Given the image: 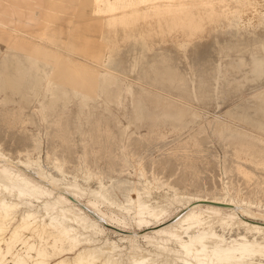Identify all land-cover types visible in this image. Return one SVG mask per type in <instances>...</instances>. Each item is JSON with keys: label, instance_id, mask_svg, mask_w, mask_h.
<instances>
[{"label": "rangeland", "instance_id": "374dc122", "mask_svg": "<svg viewBox=\"0 0 264 264\" xmlns=\"http://www.w3.org/2000/svg\"><path fill=\"white\" fill-rule=\"evenodd\" d=\"M0 6V78L13 72L17 61L24 60L23 54L38 44L51 56L69 55L112 79L109 98L99 94L98 101L92 100L78 90L68 103L86 109L90 105L110 108L107 116L97 111L98 130L96 122H86L87 113L77 111L80 118L76 127L80 132L74 136L65 121L60 130L51 125L38 106L39 99L27 106L14 125L8 119L12 113L0 105V152L6 158L26 161L38 148L44 164L61 159L63 169L71 175L77 174L76 168L84 163L99 167L111 174L116 185L120 183L121 188L112 196L119 206L126 204L127 193L136 199L135 190L143 181L136 169L138 163L147 181L157 186L165 184L181 198H215L230 190L233 197L239 194L245 202L247 198L252 204L264 202V172L239 160L237 147L220 139L215 130L217 123H232L252 133L264 132V0H0ZM82 46L92 47L102 56L96 61L86 59L79 51ZM37 85H29L30 94L40 91ZM19 94L25 101L26 97ZM44 96L41 100L46 102ZM177 108L185 110V126L170 125L169 115ZM123 126L125 133L119 143V129ZM106 131L109 136L101 135L99 139L98 135ZM81 133H86L84 140ZM104 148L108 150L101 151ZM107 168L118 169V173ZM0 172L27 178L5 163H0ZM245 173L255 180L248 182ZM57 196L74 201L57 192H50L46 199ZM77 198L80 202L76 210L103 228V238L124 250L132 235L143 249L151 250L149 241L159 239L161 228L180 216L187 206L181 199L180 204L141 224L138 218L118 208L87 196ZM29 201V208H36L38 203ZM198 204L211 209L210 203ZM86 206L105 216L107 225L79 208ZM217 210L222 216L231 213L224 207ZM25 237L30 242L36 240L32 234L23 233L22 239ZM18 243L6 264H14L24 255V248Z\"/></svg>", "mask_w": 264, "mask_h": 264}, {"label": "bare ground", "instance_id": "6f19581e", "mask_svg": "<svg viewBox=\"0 0 264 264\" xmlns=\"http://www.w3.org/2000/svg\"><path fill=\"white\" fill-rule=\"evenodd\" d=\"M79 51L84 54L86 59L94 61L102 56L101 52L95 51L89 46L79 47ZM23 57L24 60H18L14 65L13 72L9 71L8 74H5L6 76L0 78V105L7 112L12 113L11 116H8L11 125L20 121L24 110L33 100L39 99V108L56 129H62L63 121H65V127L69 129L70 135L79 134L80 131L76 127L79 124L77 120L81 113H87L86 122L88 124L96 122L98 130L100 116L97 111L100 110L102 116H107L110 114L108 106L90 105L86 109L80 104H77L78 107H71L68 103L76 97L78 90L90 96L92 100L98 101L99 94H104L109 98L112 79L108 74L94 71L87 65L73 60L69 55L65 57L51 56L48 51H42L38 44L26 51ZM34 83H38L37 86L40 90L35 95L30 94L28 89L29 85ZM18 91L22 94V98L26 97L25 101L20 99ZM116 91L119 92L120 89L116 88ZM42 95H45L43 100L46 102L41 100ZM77 111H80V114ZM185 117V110L177 108L172 115H169L168 120L172 127H182L186 125ZM235 126L238 125L217 123L215 130L220 139L237 147L239 160L248 161L264 172V141L261 140L264 139V132L252 133L248 128ZM124 133L123 126L119 129V143L122 141ZM109 134L110 132L106 131V133L98 135V138L101 135L108 137ZM85 135L86 133L80 134L82 140L86 138ZM57 138L62 140L60 135ZM107 141L109 140L107 139ZM203 142L201 141V143ZM257 145H261L263 148ZM57 154L59 155V153ZM41 157V151L38 148L29 158L27 157L26 161L14 162L0 152V163L12 166L27 175V178L18 179L0 172V264H6L8 255L16 244H19L18 242L24 248V255L19 256L14 264H264V202L255 201L252 204L247 201L248 198L245 202L239 194H234L236 197H233L230 190H225L224 195H220L221 197L211 198L212 196H210L208 198L205 196L206 198H204L203 195V198L186 196L183 199L176 195L173 188L165 184L157 186L155 182L147 181L142 165L138 163L136 169L142 177L139 179H143V181L138 184L140 189L135 190L136 199H131L126 192V204L119 206L114 203L112 196L116 189L121 188V185L120 183L115 184L112 176L109 177L110 173L84 163L77 168L74 166L78 173L71 175L63 169L61 159L54 158L52 162L44 164ZM107 170L118 173V169L107 168ZM13 174L16 176V173ZM245 177L248 182L254 179L248 173H245ZM223 189L225 188L223 187ZM50 192L61 193L68 198L69 196L73 197L74 201L67 202L59 196L54 199H46ZM78 196H87L96 202L118 208L132 217L138 218L141 224L155 219L162 212L180 204L182 200L187 206L183 209L182 214L174 218L170 224L162 225L164 226L161 228L162 236L149 241L152 246L151 250L143 249L138 245L135 235H132L127 241L128 246L124 252L125 250L116 242L103 238L104 230L100 225L76 210V206L80 202ZM256 198L255 194L254 199L256 200ZM31 199L38 203L36 208H29V205L32 204L29 201ZM40 199L44 200L40 201ZM200 202L210 203L211 209L199 205ZM223 207L231 213L222 216L217 209ZM79 208L88 212L100 223L107 225L106 217L96 209L89 206ZM252 208L258 212L252 211ZM244 216L250 218L247 219ZM23 233L34 235L36 240L30 242L27 237L22 239Z\"/></svg>", "mask_w": 264, "mask_h": 264}]
</instances>
